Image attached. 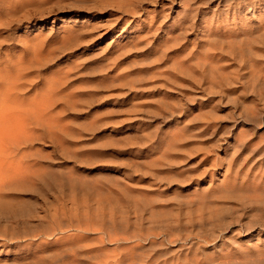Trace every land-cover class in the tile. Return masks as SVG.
I'll return each instance as SVG.
<instances>
[{"label":"rangeland","instance_id":"1","mask_svg":"<svg viewBox=\"0 0 264 264\" xmlns=\"http://www.w3.org/2000/svg\"><path fill=\"white\" fill-rule=\"evenodd\" d=\"M250 1L0 0V214H17L0 216V264L264 254L232 220L262 173Z\"/></svg>","mask_w":264,"mask_h":264},{"label":"bare ground","instance_id":"2","mask_svg":"<svg viewBox=\"0 0 264 264\" xmlns=\"http://www.w3.org/2000/svg\"><path fill=\"white\" fill-rule=\"evenodd\" d=\"M228 4H226L225 6H223L224 8L227 6V8L231 9V5L232 8L235 9L240 7H252L251 10L253 9L254 6V2L250 1V0H227ZM232 3V4H231ZM217 6V5H216ZM220 6V5H219ZM221 8V7H220ZM242 9V8H241ZM229 10V9H228ZM193 13V12H192ZM193 15V14H191ZM191 17V16H190ZM190 28V27H189ZM264 35V34H263ZM5 88V86H4ZM8 90V89H7ZM9 91V90H8ZM4 92V91H2ZM1 95H4L1 93ZM259 100H260V112L261 115L263 117L262 119V132L258 135V140H259V147H260V155H261V160H262V164H261V171L262 173L259 175V177L256 179L253 178V180H255V182H251V181H247V186L245 188L244 194L242 199H238L239 202L237 203V205L235 206V208L233 209L234 213L232 216V220H234L236 222V224L240 221H242V219H245V222L242 225L243 231L247 232L249 230H252V228H257V230H259L260 232H264V90L259 94ZM1 103V100H0ZM3 103V102H2ZM3 107V106H2ZM252 112V110H251ZM248 113V112H247ZM250 113V112H249ZM252 114V113H251ZM259 114V113H258ZM253 115V114H252ZM261 117V118H262ZM249 118V117H247ZM249 120V119H248ZM251 130V129H250ZM247 137L250 140L249 143L251 142V132L247 131ZM252 145V143H251ZM251 147V146H249ZM258 147V148H259ZM259 152V151H258ZM2 153V152H1ZM4 215V216H9L10 218L13 219V217H17L16 212L13 211H9L7 210L6 213L4 214L3 212H1L0 216ZM19 215V214H18ZM23 215V213H22ZM20 216V215H19ZM11 219V220H12ZM16 220V218H15ZM13 223V221H12ZM10 224V223H9ZM14 224V223H13ZM235 224V223H234ZM241 224V223H240ZM164 227V226H163ZM80 228V227H78ZM81 229V228H80ZM84 231V229H83ZM242 231V232H243ZM4 232V231H3ZM42 233V232H41ZM44 233V232H43ZM104 233V232H103ZM1 234V238H2V232ZM46 234V233H44ZM108 234V233H107ZM110 234V233H109ZM108 234L109 238H111V236L113 234H111V236ZM18 235V233H17ZM15 236V235H13ZM107 236V237H108ZM115 236V235H113ZM132 236V235H131ZM162 236V235H161ZM4 237V236H3ZM7 237V236H6ZM18 237V236H17ZM23 237V236H22ZM25 237V236H24ZM195 237V236H194ZM5 238V237H4ZM28 238V237H26ZM32 238V236H31ZM114 238V237H113ZM118 238V237H117ZM121 237H119L118 239H120ZM140 238V236H139ZM3 239V238H2ZM7 239V238H6ZM12 239V238H11ZM10 239V240H11ZM34 239V238H33ZM36 239V238H35ZM122 239V238H121ZM152 239V238H151ZM16 240V239H15ZM29 240V238H28ZM114 240V239H113ZM125 240V239H122ZM170 240V239H168ZM6 241V240H5ZM117 241V240H116ZM121 241V240H120ZM233 241V240H232ZM231 241V242H232ZM134 242V241H133ZM1 243V242H0ZM31 243V242H30ZM122 243V242H121ZM193 243V242H192ZM234 243V242H232ZM236 244V241H235ZM1 246V245H0ZM155 246V245H154ZM264 247V246H263ZM155 248V247H154ZM257 247H255V250L259 252V250L256 249ZM251 252V251H249ZM257 252V253H258ZM261 252V251H260ZM259 252V253H260ZM264 252V251H262ZM256 253V252H255ZM127 255V254H126ZM194 255V254H193ZM230 255V254H229ZM129 256V255H128ZM121 257V256H120ZM127 257V256H126ZM133 257V256H132ZM230 260L228 261V264H264V254H252V253H247V252H243L241 254H238V252L235 250L233 252H231V256ZM115 259V258H113ZM116 261L115 260L114 263L115 264ZM120 261V260H119ZM144 261V260H143ZM147 261V260H146ZM121 262V261H120ZM118 263V262H117ZM133 263V262H131ZM141 263V262H140ZM144 263V262H143ZM142 263V264H143ZM160 263V262H158ZM164 263V262H163ZM183 263V262H182ZM227 263V262H226ZM120 264V263H118ZM161 264V263H160ZM189 264V263H188ZM218 264V263H217Z\"/></svg>","mask_w":264,"mask_h":264}]
</instances>
